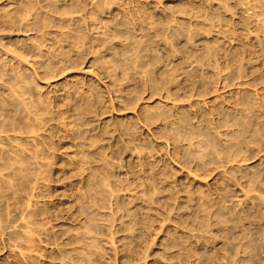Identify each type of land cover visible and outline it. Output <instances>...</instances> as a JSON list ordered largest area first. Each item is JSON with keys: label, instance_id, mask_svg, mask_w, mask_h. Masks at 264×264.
<instances>
[{"label": "rangeland", "instance_id": "1", "mask_svg": "<svg viewBox=\"0 0 264 264\" xmlns=\"http://www.w3.org/2000/svg\"><path fill=\"white\" fill-rule=\"evenodd\" d=\"M0 264H264V0H0Z\"/></svg>", "mask_w": 264, "mask_h": 264}]
</instances>
